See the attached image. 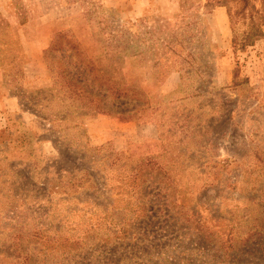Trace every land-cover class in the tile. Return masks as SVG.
Masks as SVG:
<instances>
[{"label": "rangeland", "instance_id": "1", "mask_svg": "<svg viewBox=\"0 0 264 264\" xmlns=\"http://www.w3.org/2000/svg\"><path fill=\"white\" fill-rule=\"evenodd\" d=\"M87 3L0 0V94L20 112L0 124V264H27L25 254L56 264L64 252L118 244L140 258L150 250L155 264H216L242 247L250 253L233 264H264V39L234 58L216 11L201 44H184L196 61L183 84L164 92L150 65L120 61L113 77L148 103L58 100L52 67L65 56L44 53L55 34L93 54L105 38L90 30L106 24L112 42L132 37L139 50L141 38L149 45L181 23L179 0H92L89 14Z\"/></svg>", "mask_w": 264, "mask_h": 264}, {"label": "trees", "instance_id": "2", "mask_svg": "<svg viewBox=\"0 0 264 264\" xmlns=\"http://www.w3.org/2000/svg\"><path fill=\"white\" fill-rule=\"evenodd\" d=\"M91 1L88 0L87 3V5L92 4L88 9V14L91 11L96 13L99 6L95 5L94 11V3H91ZM216 7L226 10L231 32V53L234 58L237 57L238 53L244 52L248 47H252L258 41L264 39V0H205L204 3H202V0H179L180 13L174 18L180 19L181 23L177 24L175 33L170 34L168 37H157L149 45H147L144 38H141L139 50L136 49L132 37L127 40H120L118 45L112 42V30L106 24L101 26L102 28L99 30L100 22L96 23L99 31H93L92 29L89 36L94 37L95 40L94 34L96 33L98 36V32H102L105 40L101 43L102 50L97 49L93 54L80 51L79 44L71 37L72 35L67 36L68 32L57 33L52 39L50 50L44 52L47 55L51 50L52 53L61 51L65 56L62 65L57 68L52 67V93H54V98L66 97L71 103H107L108 101H111V103H148L139 87L136 89L131 83L127 82L129 84H125L123 80L117 81L113 77L120 61H126L130 65L136 64L139 69H144L150 65L149 68L154 70L156 82L158 83L164 81L170 73H178L180 84H183L186 76H188L185 74L186 71L192 69L193 62L196 61V55L187 51L184 44L186 42L187 44H201V29L205 17L211 14ZM189 10L194 12V15L190 17V22H182L187 18L183 16L182 12ZM146 21L145 19L139 22L143 25ZM181 24L184 25L183 28H188L191 31L185 37L187 39L181 38L182 28L178 32ZM20 25H23V23H20ZM92 27H95V25ZM166 27L163 26V28ZM177 32L181 39H179ZM194 32L197 35H193ZM147 33L151 34L153 32L147 31ZM158 33L162 34L160 28ZM100 60H106L107 62L102 66ZM115 63L117 66L114 65ZM107 69L110 70V73ZM117 70L120 73L118 68ZM238 73L239 65L236 61L232 77L233 85L237 84ZM114 246L98 247L86 252H64L61 257H64L65 261L56 264H155L146 262L147 259L152 257L148 249L143 250V253H141L143 258H140L138 252L133 251L130 246L120 244L117 247ZM241 249L243 250H240L235 258L243 260L250 251L246 252L243 247ZM237 250L239 249L236 248L234 251ZM221 256L222 260L216 264H233L234 257L229 256L228 253H223ZM23 258L27 264H41L38 263L40 262L38 261L40 260L38 255L25 254ZM176 264H191V262L183 260Z\"/></svg>", "mask_w": 264, "mask_h": 264}, {"label": "crops", "instance_id": "3", "mask_svg": "<svg viewBox=\"0 0 264 264\" xmlns=\"http://www.w3.org/2000/svg\"><path fill=\"white\" fill-rule=\"evenodd\" d=\"M205 0H202V2L204 3ZM216 11H222L223 13H225V17L228 21L227 18V14H226V10L224 8L221 7H216L212 10L210 15H214ZM214 13V14H213ZM207 17V16H206ZM179 74L173 72L172 75H169L165 80L164 83L162 84V88L163 91L165 92L166 90V86L171 84V81H174L176 84L179 83ZM174 83V84H175ZM169 90V89H168ZM9 112H13V113H17L19 114V108L16 104V100L8 98V96L3 97V95L0 94V124H6V117L8 115ZM3 122V123H1Z\"/></svg>", "mask_w": 264, "mask_h": 264}]
</instances>
